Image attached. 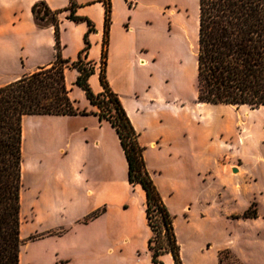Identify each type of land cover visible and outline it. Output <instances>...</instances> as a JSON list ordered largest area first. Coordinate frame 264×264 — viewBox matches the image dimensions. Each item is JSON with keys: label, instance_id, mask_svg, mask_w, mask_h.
<instances>
[{"label": "rangeland", "instance_id": "rangeland-1", "mask_svg": "<svg viewBox=\"0 0 264 264\" xmlns=\"http://www.w3.org/2000/svg\"><path fill=\"white\" fill-rule=\"evenodd\" d=\"M70 1L74 15L84 19L68 18ZM48 2L67 5L55 10L58 44L50 17L34 19L37 33L32 37L21 16L0 37V83L17 72L21 58L31 65L55 60L59 53L72 61L87 47V60L94 63L88 85L93 94L100 93L102 38L94 32L105 17L101 0ZM109 2L110 24L112 12L118 21L120 6H132L124 0ZM197 20L198 0H150V50L139 53L150 58L149 65L133 67L129 79L120 76L115 28L105 79L137 125L145 168L171 216L181 264H264V106L197 102ZM64 74L74 106L86 114L30 115L22 121L19 264H155L147 250L145 222H139L144 191L127 181L113 128L90 115L94 106L74 84L77 70ZM130 79L135 92L127 90ZM92 124L102 127L98 153ZM87 179L101 186L100 194L88 199L83 196ZM245 212H255L256 219L243 217ZM150 214L153 245L165 247L160 217ZM158 259L174 264L170 253Z\"/></svg>", "mask_w": 264, "mask_h": 264}, {"label": "trees", "instance_id": "trees-1", "mask_svg": "<svg viewBox=\"0 0 264 264\" xmlns=\"http://www.w3.org/2000/svg\"><path fill=\"white\" fill-rule=\"evenodd\" d=\"M105 9L104 40L102 43L99 82L103 91L93 94L88 79L94 72L86 62L87 47L78 53L76 61L61 58L59 53L48 67L0 86V264H19L21 239L20 190L22 121L30 115L73 116L85 115L74 106L66 86L65 68L76 69L74 84L82 89L87 100L96 107L99 120L114 129L127 163V181L140 184L145 195V216L151 231L147 250L155 264L159 256L170 253L174 264H181L171 216L147 172L138 135L130 123L119 99L105 79L107 35L110 26V2L101 0ZM75 5L70 1L69 19ZM65 9V10H66ZM36 21L51 18L58 44L57 12L44 1L31 7ZM197 102L212 105L264 106V0H198ZM89 31L92 30L87 22ZM160 217L166 246L153 245L155 226L150 213ZM243 217H256L245 212Z\"/></svg>", "mask_w": 264, "mask_h": 264}, {"label": "crops", "instance_id": "crops-1", "mask_svg": "<svg viewBox=\"0 0 264 264\" xmlns=\"http://www.w3.org/2000/svg\"><path fill=\"white\" fill-rule=\"evenodd\" d=\"M37 1L39 0H0V37L4 33L9 32L11 27H15L17 21L21 20L20 18L21 16H23L22 19H24L28 23L29 28H30L29 29L30 34L33 37V35L37 33V30H36V26L34 23L36 21L34 20L32 13H31V7ZM44 1H47L48 7L54 11L60 10V9L62 10L67 6L65 2L60 3V5H55V4L49 3L48 0H44ZM90 3L91 1L87 2V4H90ZM124 3L127 5L131 3L132 6L131 7L128 6L127 8L123 6L124 4L120 6V10L123 11L122 15L120 16L121 19H119L118 21H115V18H113L115 15L114 16L112 15V13L113 14L115 13L114 12L111 13L112 23L109 26L108 35H107V47H106L108 57H106V63H105L104 69H105V75L108 76L109 75V63H110V60L113 54V49H112L113 44L112 43H113L114 32L116 28V29H119L118 30L119 39L116 42L117 43L116 50L118 53L116 55L118 58L116 67H118L119 74L120 76L123 77V79H125V77L129 79L132 76L133 67L138 66V67L144 68V67H147L150 63V58L144 57L141 54H139L140 52H144L146 54L150 50V47L149 48L147 47L148 44H150V0H124ZM100 5L104 9V5L102 1L100 2ZM110 8H111V5H110ZM60 20H63L62 16H60ZM62 22L63 21H60L61 26L63 25ZM94 33L96 34L97 37L101 36L102 41L104 40V17L102 19L101 29L97 30V32H94ZM102 41H101V51H102ZM101 51H100V55H101ZM62 58L66 59L64 57ZM19 61H20L21 66H19L18 63H16V65L18 64L17 72L12 77H10V79L6 80V82L0 83V86L13 82L25 75H29L37 71L41 67H48L54 62V59L38 61L37 63H33L31 65H27L26 57H24V59L21 58ZM73 61H76V60H72L71 62ZM85 61L90 62L87 60V55H86ZM90 63L94 65V63L92 62ZM6 66H9L7 62H6ZM100 68L101 66L99 65L97 69L100 70ZM69 69L71 68L69 67L65 68L64 73H66ZM126 85H127L128 92H132V91L135 92V87H134L135 85L131 79L128 83H126ZM66 86L69 89V96H70V93H71L70 85L66 84ZM72 86L73 84H71V87ZM108 86L113 93L117 92V90L114 89L113 84L110 80L108 82ZM102 91H103V88H101L100 92ZM74 105H75V101H74ZM93 108L94 110L90 111V115H94L91 113L97 111L95 107ZM65 117H68V116H65ZM94 117L97 118L98 122L100 123L102 122V123L109 124L105 120H99V118L96 115H94ZM130 120H131L130 123H132L131 125L136 130H138L137 125L134 123V120L131 117H130ZM86 128L87 127H84L80 131L87 130ZM90 129L97 131V133L95 134L96 135L95 139L93 141V146L95 150H97V153L101 152L102 150L101 147L103 146V144H102V136L100 133V129H102V127L101 126L96 127V125H94L93 127V124H92V126H90ZM77 132L79 133V131ZM22 138H23V131H22ZM117 141L119 142V140ZM156 144H157L156 142L151 141L149 146L155 148ZM21 145H22V142H21ZM69 147H70V143H67L66 148H69ZM121 152L123 154L122 149H121ZM123 157H124V154H123ZM124 160H125V157H124ZM98 163H99V160H98ZM125 163H126V160H125ZM126 169H127V163H126ZM230 169H233V167L230 166ZM236 169H237L236 173L240 174L242 172L241 167L238 166ZM100 189H101L100 183L95 182L94 185L92 186L90 181H88L87 179L85 183V189L83 191V196L86 199H88V198H91L93 195H99ZM138 194L140 195L141 198L143 197L141 192H138ZM251 219H256V217H253ZM141 221L145 222L146 228L148 230V237L150 238L151 231L147 225V220L145 216V195H144L143 213L140 214L139 222L141 223Z\"/></svg>", "mask_w": 264, "mask_h": 264}, {"label": "water", "instance_id": "water-1", "mask_svg": "<svg viewBox=\"0 0 264 264\" xmlns=\"http://www.w3.org/2000/svg\"><path fill=\"white\" fill-rule=\"evenodd\" d=\"M234 173H236L237 172V169L236 168H233V170H232Z\"/></svg>", "mask_w": 264, "mask_h": 264}, {"label": "bare ground", "instance_id": "bare-ground-1", "mask_svg": "<svg viewBox=\"0 0 264 264\" xmlns=\"http://www.w3.org/2000/svg\"><path fill=\"white\" fill-rule=\"evenodd\" d=\"M197 24H198V21H197ZM196 52H197V48H196V50L194 51V53H195V57H196V54H197Z\"/></svg>", "mask_w": 264, "mask_h": 264}]
</instances>
